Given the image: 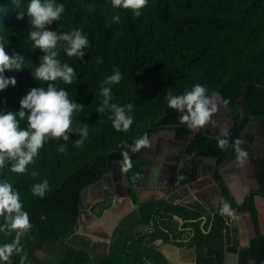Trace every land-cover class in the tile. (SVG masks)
<instances>
[{
    "label": "trees",
    "instance_id": "16d2710c",
    "mask_svg": "<svg viewBox=\"0 0 264 264\" xmlns=\"http://www.w3.org/2000/svg\"><path fill=\"white\" fill-rule=\"evenodd\" d=\"M61 2L65 12L48 27L57 32L83 28L89 45L83 58L70 57L61 48L60 58L74 67L78 79L69 85L56 83L84 103L74 113V123L86 122L89 135L82 146L74 142L79 133L72 134L69 141L52 138L27 166V172L16 173L9 166L0 172L18 188L30 214L33 226L22 238L26 264H169L160 251L166 244L194 248L196 264H223L231 239V216L220 213L222 200L236 212L249 214L255 233L249 246L239 250L238 264H264V234L254 199L256 195L264 199V158L256 159L258 191L237 205L221 172L236 160V152L230 145L221 148L218 140L202 135L186 146L185 152L193 159L179 171L178 185L194 182L199 176L196 161L212 158L214 164L202 173L216 183L223 197L216 207L206 210L196 201L175 204L161 198L140 203L131 191L129 197L136 208L118 222L107 242L74 237L80 192L105 174L107 163L125 160L134 150L129 147L133 138L143 129L184 123L181 114L167 104L169 91L179 94L195 83L205 84L210 94L217 93L228 104L234 120L238 119L244 86L252 81L264 85V0H147L139 16L130 7H114L112 0ZM20 9L26 11L27 0H0V36L6 50L25 57L23 70H6L17 83L0 91V111L18 109L30 87L48 83L36 81L31 74L42 52L27 40L32 26L27 16L17 18ZM116 15L118 21L113 19ZM116 68L123 75L112 86L114 102L135 105L134 121L127 131L114 128L110 113L96 111L102 101V81ZM246 111L264 116V91L250 87ZM27 123L21 120V127ZM188 131V126L175 129L177 137ZM237 138L243 140L237 132L229 140ZM243 142L250 155V147ZM62 143L67 145L64 152L58 151ZM44 178L50 188L40 198L31 189ZM109 207L110 202L97 203L90 213L99 219ZM11 238L0 236V240ZM13 264H20V254L13 255Z\"/></svg>",
    "mask_w": 264,
    "mask_h": 264
},
{
    "label": "clouds",
    "instance_id": "9594fccd",
    "mask_svg": "<svg viewBox=\"0 0 264 264\" xmlns=\"http://www.w3.org/2000/svg\"><path fill=\"white\" fill-rule=\"evenodd\" d=\"M147 0H112L114 7L132 8L134 15H140V9ZM65 4L61 0H27L26 11L20 9L17 18H29L32 26L27 40L31 41L32 48H39L42 55L39 63L31 72L36 81L48 82L46 86H32L20 100V107L15 110L0 111V172L5 166L16 173L27 172L28 165L34 162L39 150L46 141L52 138H62L69 141L71 135L79 133L74 142L82 146L84 139L89 135V126L86 122L74 123V113L79 112L84 103L78 102L69 94L66 87H58L57 81L65 85L74 83L78 79V72L67 61L60 58V50L64 49L68 56L83 58L89 45V38L83 28H72L70 31L57 32L48 27L60 20L65 12ZM120 19L119 15L113 17ZM4 37L0 36V91L9 85L15 86L16 77L6 75V70L21 71L24 69L25 57L18 52L9 53L6 50ZM99 62V58H97ZM119 68L105 77L102 81V101L97 106L98 113H110L115 129L127 131L134 121L133 102H114L112 86L122 79ZM170 108L181 114V119L189 126L197 128L206 125L217 111L216 97L211 95L208 87L202 83H195L190 89L174 94L169 91L166 96ZM27 120V126L21 127V120ZM218 139L221 148L231 146L236 152V159L244 163L248 152L242 147L243 140L237 138L230 141L228 130L222 129ZM147 135L137 138L130 148L139 149L148 145ZM66 144H60L58 151L64 152ZM35 176L37 173L32 172ZM50 188L49 181L44 178L32 185V193L43 198ZM219 211L222 215L231 216L234 209L227 200L221 201ZM29 211L24 207L21 193L6 177L0 176V236L12 237L10 240H0V264H13V255L20 254V264H26L27 252L24 251L22 238L32 228Z\"/></svg>",
    "mask_w": 264,
    "mask_h": 264
},
{
    "label": "water",
    "instance_id": "95a60500",
    "mask_svg": "<svg viewBox=\"0 0 264 264\" xmlns=\"http://www.w3.org/2000/svg\"><path fill=\"white\" fill-rule=\"evenodd\" d=\"M250 87H254L258 90L264 91V85L259 84L256 81L249 82L244 86V92H243L241 108H240L241 121L238 124H236V126L228 134V137L236 130L241 129L242 130L241 137L243 138V140L251 148V150L256 151V147L252 145V142L250 141L249 137L250 138L254 137V131L256 130L257 126L264 124V121H262V119L261 120L258 119L253 121V123L246 124V121L248 119H253L246 113V96ZM211 95L217 97L219 100L223 102L222 98L217 93H212ZM177 127L178 126L176 125H168V126L145 128L133 138V144L135 143L136 139L144 133L150 134L152 132L160 131V130H173ZM200 129L202 131V135L207 138L219 139L221 137V136H214L212 134H209L205 125L200 126ZM144 151L145 150L143 146L141 152H138V149H134L130 154H126L125 160L112 161L111 163H107L105 174L98 181L86 186L80 192L79 214L77 220L78 224L80 223L82 215L85 214L92 215L89 210L97 203L110 202V207L103 212L102 215L103 217L106 213L116 212L119 208V205H121L125 201V203H127L130 208L129 210H124L117 217H115L114 223L109 232V236H111V233L118 224V222L125 215H127L129 212H131L136 208V206L132 204L131 198L128 196L127 188H129L130 186L138 187L139 183L145 181L146 178L147 180H150L151 182L154 183V187L156 188L157 191L165 190L166 195L161 199L168 200L175 204L188 203L191 201H196L200 203V200L197 198H193V197L184 198V199L180 198L181 195L186 194L188 192V189L194 190V188L198 186L202 177L200 173L198 178L194 182L185 185H179V187L176 190H173L172 175L169 174L170 175L169 177L162 176L159 178L158 177L159 168L158 167L156 168L154 163H150L149 161H146L141 157L140 154L143 153ZM209 159L212 160V158ZM247 159L251 163V170L249 174L254 179V183L258 187V183L255 175L256 158L252 157ZM224 168L223 169L221 168V172H223L224 170L225 173L224 172L223 173L230 178V187L233 190V191L230 190L231 196L234 198L236 204L240 205L244 200V196H241V191H243L242 186L244 185V181L241 180V177H243V175L241 171H239L238 169L239 168L238 164L230 165L229 167L227 166V168L225 169ZM177 171L178 170L176 169L174 173H176ZM112 178L115 181V192L110 193L108 197L104 198L101 196L102 195L101 192L105 189L106 185L107 186L110 185V181L112 180ZM208 179L217 188L219 192L216 183H214L210 177ZM158 184H161L163 187L161 189H157V186L155 185ZM247 192L248 189L245 190V194ZM152 198L158 199V197H152ZM86 199L88 200V204H89L87 208L88 210L84 208V202ZM202 207L206 210L212 208V207H206L205 205H203ZM255 207H256L257 217L259 220L260 232L261 234H264V199H262L259 196L256 197ZM249 217H250L249 214H240L236 211H234V213L231 215L230 221L228 222L231 231L230 232L231 239L229 244L225 247L223 264H238L239 250L241 248H247L249 246V240L255 236L253 229L251 230ZM260 221H262V224ZM182 249L186 251L185 248ZM190 251L192 253L191 259L186 264H196L194 248H191ZM168 261L169 264H174L169 259Z\"/></svg>",
    "mask_w": 264,
    "mask_h": 264
},
{
    "label": "flooded vegetation",
    "instance_id": "af4514ba",
    "mask_svg": "<svg viewBox=\"0 0 264 264\" xmlns=\"http://www.w3.org/2000/svg\"><path fill=\"white\" fill-rule=\"evenodd\" d=\"M216 101H217V111L212 114L210 121L206 123L205 127L207 128L208 133L214 136H221L222 135L221 130L225 128L228 130V134H229L232 131V129L236 126V124H238L241 121L240 113L238 115V119L234 120V118L232 117L233 116L232 110L230 109L228 104L224 100L222 102L217 97H216ZM247 115H249L253 119H248L246 121V124L253 123V121L258 120V119L260 120L262 119V121H264V117L262 115H253V114H248V113ZM162 126H168V125L165 124ZM187 126L189 128L188 133L183 134L180 137H177L175 129L179 127H187ZM177 128L173 130H160V131H155V132L150 133L147 136L149 139V144L144 146L145 151L140 154L144 160L149 161L150 163H154L156 168L158 167L160 169V170L158 169L159 178L162 176L169 177L170 175H172L173 190L175 186L179 187L178 185L179 171L185 164L188 163V161L193 159L192 155H189L185 152L186 146L188 145L189 142L195 140L196 137H198L199 135H202V131L200 127L193 128L189 126V124L186 121H184V123L179 125ZM236 132L241 136L242 130L239 129V130H236L234 133H232L229 137H231ZM249 139L252 142V145L256 147V151L251 150V154L248 155L247 158H252V157H255L256 159L257 157L264 158V124L257 126L256 130L254 131V137L252 138L249 137ZM214 140H218V139H214ZM141 150L138 152H141ZM247 158L244 163H241L240 161L236 159L233 162L226 164L224 166L225 168H227V166L229 167L230 165L238 164V167H239L238 169L239 171H241L243 175V177H241V180L244 181V185L242 186L243 191H241V196H244V199L246 195H248L251 192H257L259 189L257 185L254 183V179L249 174L251 170V163ZM206 160L210 161V159H202L196 162L198 165L200 175H202V177L209 178L207 174L205 175L202 173L203 169L207 166L205 164ZM119 161H122V160H119ZM155 163L158 165H156ZM176 169L178 171L174 173ZM255 171H256V164H255ZM223 172L225 173L224 170ZM224 173H223V176L225 179V183L227 187L229 188V190L233 191L230 187V178L227 177V175H225ZM155 186H157V189H161L163 187L161 184H158ZM246 189H248V192L245 194ZM146 190H149V191L152 190L154 193H157L159 195L160 194L166 195L165 190L157 191L156 188L154 187V183L151 182L150 180H147V178L142 183H139L138 187L130 186L129 188H127V193L129 196L131 191H134L135 194L137 195L138 192H141V191L143 192ZM114 192H115V181L112 178V180L110 181V185L109 186L106 185L105 189L101 192L102 194L101 196L105 198V197H108L110 193H114ZM254 197L256 198L258 196L256 195ZM222 198L223 197L221 196V193L219 191V198L217 202L213 203L209 207H212V208L216 207ZM260 222L262 224V221ZM258 223H259V220H258ZM250 226L252 230L251 220H250Z\"/></svg>",
    "mask_w": 264,
    "mask_h": 264
},
{
    "label": "rangeland",
    "instance_id": "374dc122",
    "mask_svg": "<svg viewBox=\"0 0 264 264\" xmlns=\"http://www.w3.org/2000/svg\"><path fill=\"white\" fill-rule=\"evenodd\" d=\"M205 164L212 165L213 160L210 161L206 160ZM154 194L155 193L152 190L138 192L137 194L138 202L146 200L149 197H151V195ZM159 196H161V194ZM88 206H89L88 200L86 199L84 202V208L88 210L87 209ZM129 208H130L129 205L124 201V203L119 205V208L116 212L106 213L102 218L97 219L95 218V216L88 214L82 215L80 223L78 224V228L74 234V237H76L77 239H81V238L86 239L90 243H93L94 241L107 242L110 238L109 232L114 223L115 217H117L124 210H129ZM38 256L41 257L42 254L40 253L38 254Z\"/></svg>",
    "mask_w": 264,
    "mask_h": 264
},
{
    "label": "crops",
    "instance_id": "0c3cea01",
    "mask_svg": "<svg viewBox=\"0 0 264 264\" xmlns=\"http://www.w3.org/2000/svg\"><path fill=\"white\" fill-rule=\"evenodd\" d=\"M207 180L209 179L206 177H201V180L198 186H196L194 190L188 189V192L186 194L181 195L180 198L182 199L189 198V197L197 198L200 200V203L199 202L198 203L201 206H203L204 204L206 207H209L213 203H216L219 198V192L217 188L210 182V180L209 181ZM177 188L178 187L175 186L174 190H176ZM162 196L165 197V195L159 196V194L155 193L154 195H151V197L149 198H152V197L163 198ZM185 249L186 251H184L182 248H177L175 246L166 244V245L161 246L160 251L165 256L167 261L169 259L174 264H186L191 259L192 253L190 249H187V248Z\"/></svg>",
    "mask_w": 264,
    "mask_h": 264
},
{
    "label": "bare ground",
    "instance_id": "6f19581e",
    "mask_svg": "<svg viewBox=\"0 0 264 264\" xmlns=\"http://www.w3.org/2000/svg\"><path fill=\"white\" fill-rule=\"evenodd\" d=\"M134 193V192H133ZM132 194V193H131ZM141 203V202H140ZM100 209V208H99Z\"/></svg>",
    "mask_w": 264,
    "mask_h": 264
}]
</instances>
